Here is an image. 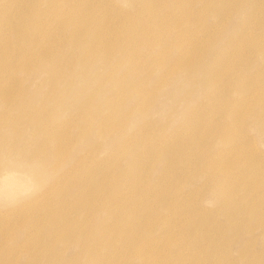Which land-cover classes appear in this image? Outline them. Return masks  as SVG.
Returning <instances> with one entry per match:
<instances>
[{
  "label": "bare ground",
  "instance_id": "1",
  "mask_svg": "<svg viewBox=\"0 0 264 264\" xmlns=\"http://www.w3.org/2000/svg\"><path fill=\"white\" fill-rule=\"evenodd\" d=\"M123 2L128 8L118 7L109 0H0V171L7 164L32 167L42 185L38 196L16 206L34 201L28 210L8 213V217H14L13 221L18 220L11 230L24 235V254L14 249L19 243L5 246L0 251V264H15L20 256L28 264H34L42 256L46 257V264H78L80 260L74 257L61 260L60 253L68 245L90 264H131L132 257L142 261L141 264H161L166 259L167 264H176L181 254L175 243L172 254L164 255L159 234L153 236L156 224L145 225L138 216L149 210L152 217H157L156 211L145 206L161 202L162 192L168 190L166 182L153 187L150 177L146 179L150 171L149 166L145 168L146 160L159 158L168 167L171 160L175 162L168 159V152L179 154L180 161L185 160L186 148L179 136L188 128L191 129L188 142L194 147L200 146L211 130L217 138L231 141L223 150L228 148L237 153L233 162L245 167L248 171L244 174L251 177L249 185L223 179H214L207 185L224 210L228 225L233 224L234 213L240 210L238 198L232 196L234 193L242 192L249 200L259 198L264 202V193L253 191L256 184L264 182V167L257 162L250 165L253 159L246 134L230 132L231 127L247 119L246 123L264 137V78L259 81V63L264 67V29L250 36L242 33L251 22L258 0ZM193 4L199 6L196 14L190 15L187 8ZM21 5L25 7L21 9ZM203 9H210L216 23L214 29L219 32L228 19L223 16L225 13L241 10L242 14L230 28L231 32L227 31L228 39L207 58L196 62L192 56L197 47L195 42L210 34L202 22L193 28L195 21L201 19ZM196 29L201 33L190 38ZM162 30H166L165 40L170 44L169 61L164 56L166 47L161 46L162 36L157 34ZM244 47L259 57L254 75H249L243 66L241 49ZM115 52L119 56L112 62ZM151 56V60H145ZM229 68H238L235 85L222 88L220 82L230 80ZM154 70L157 73L152 82L135 80V77L148 79L146 75ZM21 76L28 78L25 87L15 81ZM153 83L168 87V103L156 106L154 103L155 109L154 97L149 96ZM117 92L127 94L126 103L112 115L111 104ZM228 92H233L235 98H226ZM205 95L211 96L213 103L216 102L214 109L229 121L212 123L210 127L198 113L201 107L207 106ZM221 97L226 101L217 102ZM93 98H99L106 105L108 114H100V108L89 113V100ZM256 99L255 112L243 113L248 115L243 117L239 109L251 106ZM130 104L136 114L133 120L125 114ZM178 107L181 120L174 115ZM74 124L76 137L89 146L76 148L68 157L61 140L63 136L58 134ZM153 125L157 129L171 125L174 131L163 137L164 142L161 140L159 145H171L178 139L174 147L162 152L159 146L143 143ZM224 130L232 136H224ZM189 162L187 165L192 170L187 166L188 172L194 176L198 169L212 175L220 164L226 166L220 167L222 172L228 169L226 163H209L202 155ZM111 167L119 169L113 179L109 178ZM172 172L175 173L171 176L177 178L179 173ZM122 185L132 191V196L122 193ZM68 204L80 214L82 224L90 225V230L77 226L75 220L72 224L67 221L69 217L76 218L71 213L66 218ZM169 204L161 202V207L168 211ZM185 205L189 220L202 213L195 203ZM30 213H41L48 219L45 239L30 238L40 230L42 220L40 214L33 218ZM13 221L7 223L10 228ZM206 225L204 218L197 220V241L206 240L216 248L218 242L210 238ZM131 227L135 232H130ZM124 239L129 242L124 244ZM36 241L41 242L46 253L31 252ZM199 245H195L194 251ZM129 247L131 252L126 254ZM195 261L189 264H196Z\"/></svg>",
  "mask_w": 264,
  "mask_h": 264
},
{
  "label": "rangeland",
  "instance_id": "2",
  "mask_svg": "<svg viewBox=\"0 0 264 264\" xmlns=\"http://www.w3.org/2000/svg\"><path fill=\"white\" fill-rule=\"evenodd\" d=\"M111 3L117 5L118 7L125 8L127 7L123 0H109ZM249 1V0H246ZM199 4H193L191 7L187 8V11L190 15H194L197 12V7ZM25 6L21 5V9ZM128 8V7H127ZM133 14L134 11H133ZM242 11L240 10L238 13H230L227 12L223 16L228 19L225 21V28L220 32L214 29L216 26L215 20L211 16L210 9H203L201 11V19L195 21V27L199 26L201 22L205 27L204 30H210L209 35H203L201 41H196L195 47L192 53L194 56V60L196 62L202 61L204 58H207L208 54L217 48L221 42L226 41L228 38L227 31L234 26L236 21L240 19V15ZM131 18V17H130ZM132 19V18H131ZM133 20V19H132ZM119 27V25H118ZM260 29H264V0H258L256 4V8L254 14L252 16L251 22L249 25L243 28L242 33L250 36L252 32L259 31ZM166 30L159 31L157 34L161 35L160 40H162L161 46L166 47V51L164 52V56L166 61H169L170 58L167 55L170 53V44L165 40L164 33ZM231 32V29H230ZM200 29L193 30L190 33V38L198 35ZM111 57V61L114 62L118 59V54ZM242 57H243V66L246 69L249 75H254L256 71V61L258 60V56L250 51L248 47H244L241 49ZM124 57V56H123ZM152 59V56L146 61ZM123 71V70H122ZM157 70L150 71L146 77L148 79L135 77V80L139 82H152L154 80V76L156 75ZM238 68H229L227 70V74L230 75L229 79L225 83L220 82L219 86L222 88H230L235 85V80L238 76ZM18 75V74H16ZM114 76V75H113ZM169 76V75H168ZM169 78H171L169 76ZM264 78V67H262L259 63V81ZM28 78H24L23 76L19 77L15 81L20 82L22 87H25L27 84ZM40 80V79H39ZM149 85V84H148ZM147 85V86H148ZM154 86L153 89L150 90L149 96L154 97V101L152 103V107L154 108V103L156 105H166L168 103V98L166 95V91L168 87L163 86L159 83H153L150 86ZM106 86L102 84V88ZM211 96L205 95V102L207 106L201 107L198 113L202 114L207 123H210V127L212 123L221 124L223 121H229L228 118H223L219 111L214 109V105L216 102L210 99ZM235 98V94L233 92H228L226 98ZM112 98V97H111ZM127 94L122 92H117L114 94V100L111 104V114H115L119 111V109L126 103ZM97 99H90L89 104L91 103V108L89 113L94 112L95 108H100L101 113L108 114V108L102 101ZM226 99L221 97V99L217 102H225ZM254 100L251 106H242L239 109V113H254L256 110ZM134 106L132 104L126 109L125 114L129 120H133L136 117ZM157 108V107H155ZM154 108V109H155ZM228 109L233 110L228 107ZM154 115L157 116V113L154 112ZM177 120H181L182 114L181 110L178 107L175 114ZM247 114H243V117H247ZM168 118V117H167ZM247 120V119H246ZM244 120L240 125H235L231 127L230 132L235 135L236 132L239 134L245 135L246 139H248L251 144L248 148L250 150V154L252 155L253 161L250 165H254L256 162L259 166L264 167V137L261 134H258L254 127L250 124L246 123ZM203 121V120H202ZM204 123V122H203ZM205 125V123H204ZM169 125L163 129H157L154 125L151 127L148 134L142 139L143 143L146 145H155L157 148L161 149L162 152L167 151L174 147L177 143L172 142L173 144H163L159 145L163 137H166L172 133H170L172 128ZM239 129V130H238ZM191 132V129L188 128L184 130V133L179 136V140L185 146V160H182L177 153H169L168 159H174L169 162L168 167L163 166L161 160L159 158H151L147 159L145 162V168L149 166V173L146 176V179L150 177V184H153L155 187L157 184L166 182L168 184V190L162 192L161 198L163 200L161 202L170 203L167 207L169 210H165L161 207V202L150 203L149 206H145L151 208L153 211L158 213V216L152 217L151 211H143L140 216H138L139 221L145 225L149 223H155L156 225L153 228V236L154 234H159V239L164 246V255L170 256L172 254V246L175 243V247L180 251V260L177 261L176 264H189L191 260L195 261L196 264H264V202H261L259 198L249 200L248 197L242 192H236L232 196L238 198L240 210L237 213H234L233 224L230 226L227 224L226 219L223 215V209L219 205V203L215 200L213 194L207 189V185L211 183L214 179H223L230 183L240 184V185H249L251 183V177L246 176L244 173L248 171L245 167L240 166V163L233 162L237 158V153L232 152L227 148L223 150L224 147H228L232 142L228 141L226 138H217V136L212 132L207 136V138L201 143L200 146L194 147L190 145L188 142V136ZM59 136H63L61 138L62 144L65 147V151L68 153V157L75 153V149L80 146H89L86 145L83 141L79 140L76 137V127L74 125L68 126L65 130L58 134ZM224 136L230 135L226 130L223 131ZM232 136V135H230ZM162 142H164L162 140ZM139 143V142H138ZM221 151H224L222 154ZM234 151V150H233ZM205 156V161L209 163L215 164L217 161H222L228 165V169L226 172H222L220 167H225L220 164V167L215 170L216 173L213 172L210 175L209 172L201 171L198 169L197 174L194 176L191 172H188L187 163H191L189 161H196V158L199 156ZM221 156V157H220ZM123 161V160H122ZM114 161H111V163ZM103 165H106L103 163ZM108 168V167H107ZM162 169H166L163 174L161 173ZM32 167H14L12 164H7L2 167L0 171V251L3 247L8 246L10 244L19 243L16 246L15 250H22L23 253V241L24 235L19 232H13V229L18 220L13 221L11 216H7L10 211L19 210L17 214L23 211V208L29 209V206L34 201L24 204L21 207L16 208L19 204H23L31 198L38 196L41 192V180L39 178H35L33 174ZM177 171V178H173L171 176L172 171ZM190 170L191 166H190ZM118 167H111L109 178H115L118 173ZM8 172V173H6ZM168 172L170 173L168 175ZM121 191L126 197L132 196V191L129 188H126L125 185L121 186ZM253 191L263 192L264 193V182L258 183L253 187ZM179 196V197H178ZM177 198V201L174 199ZM181 198V199H178ZM71 199V196H68V200ZM39 200V198L37 199ZM44 200V199H43ZM188 202L195 203V206L202 213L196 216L192 221L189 220L187 212L188 209L185 204ZM159 203V204H158ZM68 214H75V219L67 220L70 224L73 223V220L77 221V226L86 228L90 230L89 224H82L80 214L68 204L67 206ZM167 209V208H166ZM15 215V217L17 216ZM32 213H30L31 215ZM42 217L40 222L41 228L40 230H36L32 233L33 239L38 237H43L45 239L48 237L47 226L48 219L44 217L43 214L39 213ZM39 214H32V217L36 218ZM4 217H8L10 219H3ZM178 217L184 219H178ZM204 218L207 221L206 231L208 232L210 238L218 242V246L216 248L209 245V242L206 240H201L198 242V227L197 220ZM6 221V222H5ZM11 221L12 227H9ZM191 221V222H190ZM241 222V223H239ZM240 228H239V225ZM76 227V226H75ZM30 229H34L30 227ZM5 230V232H3ZM130 232H135L134 227H131ZM156 237V236H154ZM11 238V239H9ZM129 239H124V244L128 243ZM200 244L199 247L195 250V245ZM42 250L41 242L36 241L33 242L31 252L35 255ZM43 251V250H42ZM128 251L126 254H130V247L126 249ZM43 253H46L43 251ZM162 251L159 252L161 254ZM24 254V253H23ZM62 261H68L71 258H76L80 260L78 264H90L89 260L85 261L84 258L80 257L78 254L74 253L72 246L68 245L64 247L60 253ZM102 256V255H101ZM99 256V257H101ZM196 259H195V258ZM82 259V260H81ZM167 260V259H166ZM166 260H163L161 264H167ZM47 260L45 256L39 258L38 261L34 262V264H46ZM131 264H141L142 261L138 260L136 257H132L130 259ZM15 264H28V262L23 257H17ZM117 264H122L118 262Z\"/></svg>",
  "mask_w": 264,
  "mask_h": 264
}]
</instances>
